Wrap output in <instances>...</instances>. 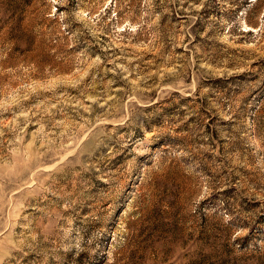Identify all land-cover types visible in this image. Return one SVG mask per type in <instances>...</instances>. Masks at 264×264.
Returning <instances> with one entry per match:
<instances>
[{
  "label": "rangeland",
  "instance_id": "374dc122",
  "mask_svg": "<svg viewBox=\"0 0 264 264\" xmlns=\"http://www.w3.org/2000/svg\"><path fill=\"white\" fill-rule=\"evenodd\" d=\"M0 264H264V0H0Z\"/></svg>",
  "mask_w": 264,
  "mask_h": 264
}]
</instances>
